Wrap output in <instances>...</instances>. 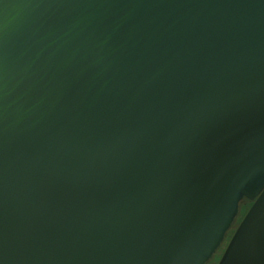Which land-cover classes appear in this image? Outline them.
<instances>
[{
	"label": "water",
	"instance_id": "obj_1",
	"mask_svg": "<svg viewBox=\"0 0 264 264\" xmlns=\"http://www.w3.org/2000/svg\"><path fill=\"white\" fill-rule=\"evenodd\" d=\"M264 264V0H0V264Z\"/></svg>",
	"mask_w": 264,
	"mask_h": 264
},
{
	"label": "flooded vegetation",
	"instance_id": "obj_2",
	"mask_svg": "<svg viewBox=\"0 0 264 264\" xmlns=\"http://www.w3.org/2000/svg\"><path fill=\"white\" fill-rule=\"evenodd\" d=\"M244 217H245V215H244ZM244 217H243L239 222H236V223L234 224V226L232 227V229L229 231L228 235L226 236V237H227V238H226V244H225L224 248H222V255L224 254V252H225V250H226V248H227V246H228L230 240L232 239L234 233L236 232L238 226L240 225V223H241V221L244 219ZM238 218H239V217H238ZM238 218H237V219H238ZM238 220H239V219H238ZM222 246H223V245H222ZM222 255H221V257H222ZM220 259H221V258H220Z\"/></svg>",
	"mask_w": 264,
	"mask_h": 264
},
{
	"label": "trees",
	"instance_id": "obj_3",
	"mask_svg": "<svg viewBox=\"0 0 264 264\" xmlns=\"http://www.w3.org/2000/svg\"><path fill=\"white\" fill-rule=\"evenodd\" d=\"M253 205V202L252 201H249V200H244L243 202H242V204H241V208H244V212L242 213V215L240 214L239 216V220L237 219L236 220V222H239L243 217H244V215H246V213L248 212V210L251 208V206ZM240 212H241V210H240ZM235 222V223H236ZM227 238V237H226ZM224 245V244H223ZM223 247V246H222ZM221 247V248H222Z\"/></svg>",
	"mask_w": 264,
	"mask_h": 264
},
{
	"label": "rangeland",
	"instance_id": "obj_4",
	"mask_svg": "<svg viewBox=\"0 0 264 264\" xmlns=\"http://www.w3.org/2000/svg\"><path fill=\"white\" fill-rule=\"evenodd\" d=\"M244 212V208H241V212H240V214L242 215V213ZM240 217V216H239ZM225 244H226V239H225V241H224V245H223V247L222 248H224V246H225ZM222 248L221 249H219V251L216 253V255L214 256V258L209 262V263H207V264H219V262H220V258H222L221 257V255H222ZM223 256V255H222Z\"/></svg>",
	"mask_w": 264,
	"mask_h": 264
}]
</instances>
